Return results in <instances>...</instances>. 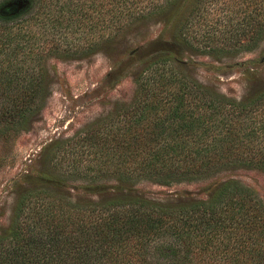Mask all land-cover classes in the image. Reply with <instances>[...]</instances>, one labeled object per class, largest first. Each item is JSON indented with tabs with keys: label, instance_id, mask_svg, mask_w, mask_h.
<instances>
[{
	"label": "trees",
	"instance_id": "16d2710c",
	"mask_svg": "<svg viewBox=\"0 0 264 264\" xmlns=\"http://www.w3.org/2000/svg\"><path fill=\"white\" fill-rule=\"evenodd\" d=\"M175 14L171 39L200 53L237 54L264 37V0H0V135L24 129L39 109L48 58L72 57L136 19ZM161 53L139 73L130 104L82 130L92 159L68 161L59 178L19 195L0 264H264V203L235 179L187 200L84 199L68 183L104 193L243 166L264 172V88L230 98Z\"/></svg>",
	"mask_w": 264,
	"mask_h": 264
},
{
	"label": "rangeland",
	"instance_id": "374dc122",
	"mask_svg": "<svg viewBox=\"0 0 264 264\" xmlns=\"http://www.w3.org/2000/svg\"><path fill=\"white\" fill-rule=\"evenodd\" d=\"M208 5L205 7L211 11L213 7ZM163 16L136 19L113 35L105 31L101 38L96 36L98 44L72 57L47 59L48 80L39 109L29 116L24 129L0 135V234L8 228L16 201L28 187L47 177L59 178L60 168L68 161L92 159L81 146L82 130L130 104L138 94L139 73L162 51L170 52L194 80L230 98L242 100L264 88V37L255 47L237 54L200 53L171 39L176 14L167 21ZM227 179L248 186L264 203V172L252 166L171 185L140 180L131 188L108 187L104 193L86 190L78 178L68 179V183L79 185L76 194L84 199L137 194L187 200L206 197ZM107 180L118 185L111 177Z\"/></svg>",
	"mask_w": 264,
	"mask_h": 264
}]
</instances>
